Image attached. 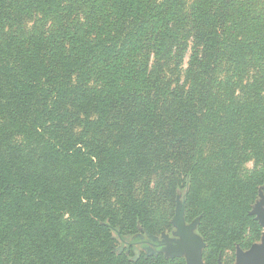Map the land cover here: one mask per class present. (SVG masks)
Here are the masks:
<instances>
[{
    "label": "trees",
    "instance_id": "1",
    "mask_svg": "<svg viewBox=\"0 0 264 264\" xmlns=\"http://www.w3.org/2000/svg\"><path fill=\"white\" fill-rule=\"evenodd\" d=\"M260 195L264 0H0V264H185L178 196L244 249Z\"/></svg>",
    "mask_w": 264,
    "mask_h": 264
},
{
    "label": "water",
    "instance_id": "2",
    "mask_svg": "<svg viewBox=\"0 0 264 264\" xmlns=\"http://www.w3.org/2000/svg\"><path fill=\"white\" fill-rule=\"evenodd\" d=\"M184 206L182 203H177L175 214L172 218V225L176 228L174 236L177 239H171L168 236H163L159 243L162 248L158 250L160 254H164L171 259L185 258L186 264H203L201 249L204 244L200 237L194 234V222L191 225H186L183 220ZM251 216L255 217L262 228L260 242L253 244L247 251H242L237 248L235 253L234 264H264V196L260 195L259 200L253 206L250 212ZM152 242L157 241L155 237L149 236ZM217 264H221L218 261Z\"/></svg>",
    "mask_w": 264,
    "mask_h": 264
},
{
    "label": "rangeland",
    "instance_id": "3",
    "mask_svg": "<svg viewBox=\"0 0 264 264\" xmlns=\"http://www.w3.org/2000/svg\"><path fill=\"white\" fill-rule=\"evenodd\" d=\"M245 168L247 170H251L252 169V164L246 165ZM177 203H182L183 206H184L183 220H184L186 225H191L194 222H197L193 232H194L195 235H197L198 237L201 238V240H202V242L204 244V247L201 249L203 264H207V263L212 264L216 259L218 261H221L222 264H234V262H235V253H236L237 248H239V245L237 247H234V248H230V247L229 248H224L223 252L218 254L217 251L219 250V247H222V246H220V243H214V244H211L209 246L205 242V240L203 239V237L201 236V234L199 233V230H198L199 219L196 218V219L191 220V221L186 220L185 202H184L183 197H181V196L177 197V199L175 201V207L172 209V215L174 216V214H175V209H176ZM252 209H253V207H252ZM170 211L171 210L169 208L165 209V220H167L168 223L164 224L163 228H162V231L158 235L155 236V238L157 239V241H159V243L162 241V237L163 236H168L171 239H177L174 236V233L176 232V228L172 225V218L173 217H171V218L169 217L170 216L169 215ZM252 217H254V216H252ZM254 221L258 224V222L255 220V217H254ZM259 227H260V225H259ZM260 229H261V231H260L259 240L257 242H255V243H253V244H257V243L260 242L261 235H262V228L260 227ZM253 233L254 232H253L252 228L247 229L246 237L249 238ZM143 237H145V236H143ZM243 247H244V249H241L242 251H247L250 248V247H248L247 244L243 245ZM131 250L136 252L137 254H140V255H143L145 253V250L142 247L138 246V245L136 246L135 249L131 248ZM154 254L162 255L165 259H171L169 257H166L164 254H160L159 252H155ZM181 259H183L184 262H185V258L184 257H181ZM185 264H186V262H185Z\"/></svg>",
    "mask_w": 264,
    "mask_h": 264
},
{
    "label": "flooded vegetation",
    "instance_id": "4",
    "mask_svg": "<svg viewBox=\"0 0 264 264\" xmlns=\"http://www.w3.org/2000/svg\"><path fill=\"white\" fill-rule=\"evenodd\" d=\"M162 246L159 244V241L151 242L150 244L147 243L146 249L148 252L155 253L160 250Z\"/></svg>",
    "mask_w": 264,
    "mask_h": 264
}]
</instances>
